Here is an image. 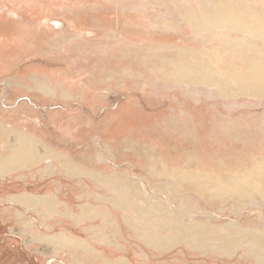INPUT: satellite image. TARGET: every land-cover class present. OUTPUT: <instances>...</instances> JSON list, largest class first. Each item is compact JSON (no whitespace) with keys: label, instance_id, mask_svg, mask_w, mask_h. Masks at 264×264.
I'll use <instances>...</instances> for the list:
<instances>
[{"label":"rangeland","instance_id":"rangeland-1","mask_svg":"<svg viewBox=\"0 0 264 264\" xmlns=\"http://www.w3.org/2000/svg\"><path fill=\"white\" fill-rule=\"evenodd\" d=\"M254 63L264 0H0V264H264Z\"/></svg>","mask_w":264,"mask_h":264},{"label":"bare ground","instance_id":"bare-ground-1","mask_svg":"<svg viewBox=\"0 0 264 264\" xmlns=\"http://www.w3.org/2000/svg\"><path fill=\"white\" fill-rule=\"evenodd\" d=\"M252 5V4H251ZM246 6V5H245ZM253 6V5H252ZM219 8V7H217ZM241 8V7H240ZM251 11H250V14L251 15ZM199 25V24H198ZM193 26V25H192ZM203 27V26H202ZM204 28V27H203ZM206 29L204 28L203 29V32L205 31ZM256 30V29H254ZM199 32H202V31H199ZM201 35H203L201 33ZM251 35V34H250ZM259 35V34H258ZM201 37H204V36H201ZM246 41V40H245ZM250 41V40H249ZM248 41V42H249ZM237 42V41H236ZM242 42V41H241ZM242 44V43H241ZM245 44V42L243 43ZM249 45V44H248ZM252 46V45H251ZM250 46V47H251ZM240 47V46H239ZM253 47V46H252ZM248 49V48H247ZM241 59V57H240ZM239 59V60H240ZM167 60H170L173 65H176L178 62L180 63H185L187 61V58L185 57H179V59H174L173 57L171 58H167ZM176 60V61H175ZM209 60V59H208ZM188 63V61H187ZM189 64V63H188ZM179 68L180 69V75L188 80L189 79V74H188V71L187 69H185L183 67V65H179ZM235 82L238 84V85H242L243 87L242 88V91L246 92V93H255V94H260L264 91V63H258V64H253L252 66L248 67L247 69H245L244 71H242L241 73H235ZM210 87V85H209ZM58 158H60L61 156L57 155ZM11 164H14L13 162H11ZM71 165V164H70ZM66 167V166H64ZM73 168V167H71ZM7 165L2 163L1 166H0V174H4L7 172ZM76 171V170H75ZM70 172H74L73 169L70 170ZM97 176V175H96ZM189 176V175H188ZM186 176V177H188ZM210 180H213L212 177H208ZM101 179V178H100ZM106 180V179H105ZM116 186H120L118 183H114ZM205 187V186H204ZM224 189L226 190V192L228 191H231L233 190V177L231 176L230 177V180L229 182H227L224 186ZM225 194V193H224ZM223 194V195H224ZM227 194V193H226ZM133 198V197H132ZM134 200V198H133ZM46 201L50 206L52 205V203H54V201L52 199H48L47 200H44ZM128 201V202H127ZM126 202L127 204L126 205H133L132 202L134 203V201H132L131 199H128ZM34 202V201H33ZM36 202V201H35ZM124 202V201H123ZM26 205V203H24ZM39 204V203H38ZM125 204V203H124ZM34 205V204H32ZM30 207V206H29ZM33 207V206H32ZM36 207V205H35ZM37 208V207H36ZM51 212L52 209H50ZM88 211H90L89 209H84V213L85 215L88 217L89 214L87 213ZM43 213V217H48L49 215L46 213V212H42ZM87 213V214H86ZM23 217H20L19 219H21ZM24 222V223H23ZM22 225L24 226V228L27 230V234L28 235H31L33 240H37L39 239L40 240V234L38 235L35 231H34V228L33 226L31 225L30 222L26 221V220H23L22 221ZM178 228V227H177ZM36 233V234H35ZM178 233V232H177ZM34 236V237H33ZM43 236V235H42ZM41 236V240L43 241H46V242H49L51 245H54L55 246H59V248L61 249H65L69 246V242L66 241V242H63L62 238L60 237V235H57L55 237H47V236ZM37 238V239H36ZM83 244V243H82ZM84 247V246H83ZM87 250H89L90 252H93V249L91 247H88L86 248Z\"/></svg>","mask_w":264,"mask_h":264},{"label":"crops","instance_id":"crops-1","mask_svg":"<svg viewBox=\"0 0 264 264\" xmlns=\"http://www.w3.org/2000/svg\"><path fill=\"white\" fill-rule=\"evenodd\" d=\"M104 175V174H103ZM106 176H108V178H110V177H115V176H112V174H108V175H106ZM110 183H108V185H109ZM23 202V201H22ZM92 248V247H91ZM95 251V250H94ZM97 252H99L98 250H96ZM97 255H99V257H103L101 254H97Z\"/></svg>","mask_w":264,"mask_h":264}]
</instances>
